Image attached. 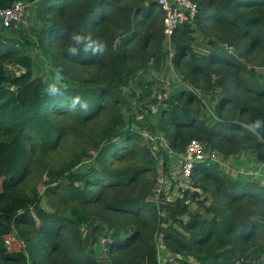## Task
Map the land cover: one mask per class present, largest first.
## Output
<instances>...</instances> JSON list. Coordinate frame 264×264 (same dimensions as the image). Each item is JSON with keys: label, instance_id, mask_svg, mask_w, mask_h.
Instances as JSON below:
<instances>
[{"label": "trees", "instance_id": "16d2710c", "mask_svg": "<svg viewBox=\"0 0 264 264\" xmlns=\"http://www.w3.org/2000/svg\"><path fill=\"white\" fill-rule=\"evenodd\" d=\"M16 1L0 0V10ZM38 1L34 42L0 28V264H158L161 246L164 264H264L261 178L223 171H238L241 158L245 171L251 157L264 164V0H193L198 14L173 34L169 60L155 0ZM75 33L104 53L70 56ZM27 44L70 86L46 93ZM167 62L186 88L160 100V84L140 77ZM160 105L154 124L145 115ZM192 141L219 163H195L193 185L168 200L156 192L160 172L183 162Z\"/></svg>", "mask_w": 264, "mask_h": 264}, {"label": "rangeland", "instance_id": "374dc122", "mask_svg": "<svg viewBox=\"0 0 264 264\" xmlns=\"http://www.w3.org/2000/svg\"><path fill=\"white\" fill-rule=\"evenodd\" d=\"M37 1L38 0H25L27 8H26L24 18L22 19V21L20 22V24L16 28H13L10 30H5V31L3 30V32L6 36H11V38H16V39L20 40V36L22 35L23 36V38H21L22 42L25 41V40H23L24 38L29 39L31 42L35 41V35L34 34L37 33L36 31L39 29V26H40L33 19V10L39 4V1L38 2ZM194 38H195V46H193V47H194L195 51L205 54L206 53V42H207V40L204 37H202L198 32H196V34H194ZM28 44L26 47L28 48V52L34 61L35 75L39 76L43 80L44 84L47 86L49 83H52L54 78L59 74H57L56 72L53 71V69L51 67L50 60L48 57L39 53V51L37 50L36 47H34V46L31 47ZM166 48H167L168 57H169L170 49H169V46L167 44H166ZM171 51L173 52V48ZM147 68H148V73L146 76H141L140 74L138 76H141L140 77L141 81L147 79V80L153 81L154 83L160 84V88L162 90H164V92H165V95H158L160 100H164L168 97H171V96H173V94H177L179 91L186 88L183 84L180 83L179 77L171 69L170 64L168 62L166 64H164V66L161 68L160 71L154 70L152 64H150ZM6 70L11 75H14V74L16 75L20 72L19 70L15 69V68H10V69H6ZM60 78H61L62 85H69L67 78H64L62 76H60ZM132 89L136 90L134 85L132 86ZM128 91L129 90L125 89L123 91V94H124V97L129 101L130 106L132 107V110L135 113L134 108H138L139 104L135 103L130 98V96H129L130 93ZM136 92H139V91L136 90ZM157 92H158V90H154V94H156ZM199 97L202 98V100L208 106L207 115L210 117L213 116L214 102H212V101L208 102L207 96L200 94ZM159 108H164V107H163V105H160L158 108L153 109L152 116L145 115V118L150 120V122H154V124H156L157 115H158L157 112H158ZM140 118L141 117H139L138 121H141ZM252 130L256 131V128L253 127ZM142 132L144 133V137L148 141L150 139H152L151 142L154 141V144H155L156 141L158 140V138H156L157 135H155V134L153 135V133H151L146 128H144V130ZM156 147L157 148H155V150H154V155L158 159L159 164L161 165L162 158H161V156L157 157V154H158L157 152L159 151L158 148H160V147L164 148L165 145L159 144ZM152 148H153V146H152ZM229 161H232V159H229ZM243 162H244V159L241 158V163L239 164L240 168L238 169V171L244 170L245 167L247 168V166ZM90 163H91V161L84 162L78 170L82 171V169H84L86 166L90 165ZM220 163L222 165V162H220ZM180 164L181 163L178 160H174V161L171 160L169 175L165 176V175L161 174V172H160V178L158 180V187L156 188L157 193H159L161 190V193L164 192L166 194L168 200H171V201L175 200L176 198H179L181 196V192L178 190L179 188L180 189L189 188L191 185H193L191 183V179L189 182L187 180L182 179V177H181V165ZM256 165L257 164H255L254 162L252 163L251 167H250V164H248V172H249L250 176L252 175V178H254L251 180H254V181L256 179L255 177H257L258 174H257V171L252 172V167H254ZM224 168H223L224 170L223 169L222 170L226 174H228L232 178H237V170H233L232 168L228 169V165H226V167H224ZM263 169H264V164H263ZM261 180L262 181L258 182V184H260V186L264 187V175L262 176ZM259 181H260V179H259ZM207 204H209V203H207ZM191 207H192V209H195L196 205L193 204ZM105 243H106V241L104 239L99 240V244L96 248L98 252H100L103 249L105 250V248H104ZM12 247L15 249L17 246L15 244H13ZM190 261H191V264H195V262H193L192 260H190Z\"/></svg>", "mask_w": 264, "mask_h": 264}, {"label": "built area", "instance_id": "2783aa9c", "mask_svg": "<svg viewBox=\"0 0 264 264\" xmlns=\"http://www.w3.org/2000/svg\"><path fill=\"white\" fill-rule=\"evenodd\" d=\"M155 1L157 6L163 11L164 36L170 49L168 59H171L173 54L171 51V38L173 34L178 28L192 25L194 23L198 14V6L193 2V0ZM26 8V3L22 0H19L14 2L10 8L0 10V28L4 30L16 28L24 18ZM151 140L152 139H150V141ZM152 143L154 144V141ZM207 160L218 162L219 157L215 153L205 150L201 143L197 141L190 142L186 149L183 162L181 161L180 164L182 179L189 182L195 163H200ZM222 165L224 164L222 163ZM237 174H243L252 178V175L250 176L249 172L245 170L237 171ZM170 256L171 255L167 253L162 246L158 248V264H164L165 259H169Z\"/></svg>", "mask_w": 264, "mask_h": 264}, {"label": "clouds", "instance_id": "9594fccd", "mask_svg": "<svg viewBox=\"0 0 264 264\" xmlns=\"http://www.w3.org/2000/svg\"><path fill=\"white\" fill-rule=\"evenodd\" d=\"M71 40L75 41V46H70L67 49V52L70 56H74L77 53L78 48L83 47L85 49L91 48L93 55L97 54H103L105 51V45L100 41H93L89 37L81 34V33H75L71 36ZM59 87H64L61 83V78L59 75H57L52 83H49L47 87L45 88L46 93H55L58 91ZM80 97L76 96L73 99V104L77 103L79 101ZM86 107V105H84ZM256 126H259V122Z\"/></svg>", "mask_w": 264, "mask_h": 264}, {"label": "crops", "instance_id": "0c3cea01", "mask_svg": "<svg viewBox=\"0 0 264 264\" xmlns=\"http://www.w3.org/2000/svg\"><path fill=\"white\" fill-rule=\"evenodd\" d=\"M249 157V156H248ZM244 158H245V156H244ZM250 161V162H249ZM249 164H250V167H251V165H252V163H253V161H252V157H251V159L249 158ZM255 168V171H257V174H258V176L260 177V178H262V176L264 175V169H263V165L262 164H260V165H256V167H254ZM262 180L260 179V182H261ZM196 264V263H195Z\"/></svg>", "mask_w": 264, "mask_h": 264}, {"label": "water", "instance_id": "95a60500", "mask_svg": "<svg viewBox=\"0 0 264 264\" xmlns=\"http://www.w3.org/2000/svg\"><path fill=\"white\" fill-rule=\"evenodd\" d=\"M2 88H11V86L8 85V84H5V85L2 86Z\"/></svg>", "mask_w": 264, "mask_h": 264}]
</instances>
